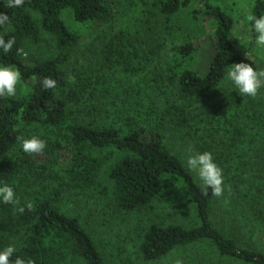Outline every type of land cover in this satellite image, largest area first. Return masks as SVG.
I'll list each match as a JSON object with an SVG mask.
<instances>
[{"label":"trees","instance_id":"obj_1","mask_svg":"<svg viewBox=\"0 0 264 264\" xmlns=\"http://www.w3.org/2000/svg\"><path fill=\"white\" fill-rule=\"evenodd\" d=\"M6 3L0 11L11 24L0 36H14L16 44L7 55L0 50V64L21 72V101L0 97V185L12 186L17 197L16 204L0 202V249L15 245L10 259L34 264H107L86 222L69 208L80 197L91 199L106 176L105 216L122 224L146 219L119 248L125 264H157L195 246L219 264H264L263 252L221 230L264 221V88L253 99L228 90L213 97L231 64L264 66V48L254 44L248 20L264 14V0L252 1L245 19L252 35L244 44L233 18L211 0H25L16 9ZM193 4L192 20L212 26L202 67L191 42L164 52L163 32L153 25L165 31L170 18ZM86 33L78 58L72 53ZM43 35L54 55L26 57V42ZM45 77L57 86L44 89ZM170 131L187 137L195 153L213 154L223 170L221 197L211 189L203 195L198 178L165 142ZM33 135L46 141L43 153L20 149L18 138ZM176 195L193 208L194 225L165 221L163 204ZM180 261L209 264L199 254Z\"/></svg>","mask_w":264,"mask_h":264},{"label":"rangeland","instance_id":"obj_2","mask_svg":"<svg viewBox=\"0 0 264 264\" xmlns=\"http://www.w3.org/2000/svg\"><path fill=\"white\" fill-rule=\"evenodd\" d=\"M252 1L253 0H211L214 5L219 6L225 13L233 18L236 39L243 44L248 42L252 35V33L247 30V25H245V19L249 14ZM195 9H197V7L193 4L170 18L165 31L163 27L160 28V26L155 25V23L153 25L155 31L161 30L163 32V34H159V36L164 35L165 41L160 40L159 43L164 44L162 45L164 47V52L170 53L169 50L182 42H191L199 50L195 56L196 66L202 67L210 50L209 36L212 33V26L208 21H203L201 24L194 22L191 15L192 11ZM159 22L163 24V19H160ZM105 29H109V27ZM146 31H148L149 35L154 32L152 30ZM87 34L88 33L85 34L86 37L82 38L80 49L76 50V52L74 51L72 55L76 53L75 56L81 58L88 40ZM25 50L26 57L30 59L49 58L55 53L53 42L47 35L41 36L40 41L37 43L26 42ZM229 88L230 85L224 81L221 87L217 89L221 91L216 92L213 97H217L221 94L224 95L229 92ZM223 90L228 91L224 93ZM20 94V89L17 88V95L11 98L20 102ZM260 95H262V91H259L258 95L254 98ZM249 98L253 99V97ZM168 134L165 142H167L169 148L180 156L186 164L187 156L195 153L188 143V138L182 137L180 133L172 131ZM105 178H103L101 184L95 188L96 190L90 194L92 197L91 199H87V196L80 197L78 200L70 202L69 208L73 214L79 216L83 222H86L88 230L95 239L99 249L104 254L106 263L125 264L121 261L122 256L119 254V248L123 245L125 238L132 236L136 228L139 229L144 226L143 220L146 219L145 216H138L137 218L134 217L132 220L128 219L127 224H122L120 220L105 216V214L108 213V209L104 208L105 195H100V190L104 189L103 187L106 186ZM86 200H88V203ZM163 205L166 208L167 218L165 221L167 223H177L184 226H192L196 223L194 210L184 197L176 195L165 200ZM221 230L225 235L235 239L241 246L251 249L255 248L264 253V221L253 219L247 222L246 226H242L235 232L227 228H222ZM209 252L210 251L204 246L188 247L172 252L157 264H176L177 261H180L185 256H196L198 254L202 257L204 256L209 264H219L217 259Z\"/></svg>","mask_w":264,"mask_h":264},{"label":"clouds","instance_id":"obj_3","mask_svg":"<svg viewBox=\"0 0 264 264\" xmlns=\"http://www.w3.org/2000/svg\"><path fill=\"white\" fill-rule=\"evenodd\" d=\"M4 4V0H0ZM25 0H7L8 9L22 8ZM251 30L254 33L255 44L258 48H264V14L259 16H249ZM11 24L10 16L4 11H0V28ZM16 44L15 37L7 40L0 36V50L7 55ZM17 51H22L17 49ZM26 55V53H25ZM247 60H249L247 56ZM21 80V72L13 64H0V97H15L17 95V85ZM225 81L230 85L228 94L235 91L240 97H256L259 91L264 88V66L253 65V63L238 62L231 64L227 69ZM44 89H54L57 81L50 77H45L40 81ZM19 147L26 154L43 153L47 143L39 136L33 135L25 138L19 137ZM187 168L194 172L198 180L202 183L203 195H208V189L215 197H221L224 192L223 170L215 162L213 154L209 151L196 152L190 154L186 159ZM0 202L6 204H16L17 197L14 188L8 184L0 185ZM29 208L31 204L27 205ZM23 211V209H21ZM18 249L15 245H7L0 249V264H34L31 259L25 260L19 256L15 260L10 259ZM177 264H182L177 261Z\"/></svg>","mask_w":264,"mask_h":264}]
</instances>
